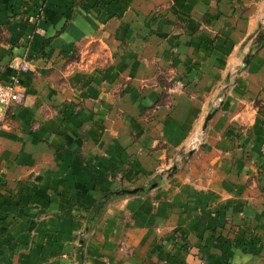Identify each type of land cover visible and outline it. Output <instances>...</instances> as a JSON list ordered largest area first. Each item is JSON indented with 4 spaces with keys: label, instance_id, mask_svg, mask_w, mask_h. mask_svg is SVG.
<instances>
[{
    "label": "crops",
    "instance_id": "crops-1",
    "mask_svg": "<svg viewBox=\"0 0 264 264\" xmlns=\"http://www.w3.org/2000/svg\"><path fill=\"white\" fill-rule=\"evenodd\" d=\"M261 25L264 0H0V82L16 75L25 91L0 104V264H264V46L250 39ZM89 44L99 59L62 69ZM170 47L193 84L146 121L160 91L144 84ZM238 65L186 166L111 200L86 231L105 193L167 164Z\"/></svg>",
    "mask_w": 264,
    "mask_h": 264
},
{
    "label": "rangeland",
    "instance_id": "rangeland-1",
    "mask_svg": "<svg viewBox=\"0 0 264 264\" xmlns=\"http://www.w3.org/2000/svg\"><path fill=\"white\" fill-rule=\"evenodd\" d=\"M158 12H159V8L156 7L154 14H156ZM121 18L122 17L119 13L111 14V17L102 16V18L100 19V22L106 24L108 21H110L112 19L119 20ZM159 22L161 23L162 21H159ZM175 25L177 27V23H175ZM150 34H152V33L150 32ZM180 34L184 35V34H190V33L185 31V32H181ZM124 42H126L125 39H124ZM93 45L94 44H92V45L89 44V47H87V48L80 45L78 48L76 47L75 49H73L69 52V56H68L67 60L65 58H62V59L59 58L58 59V57H57V59L52 64H50L48 67H50V69H55L57 67V66H55V63H58V62L60 63L62 60H66V61H64V63H65L64 66H62L63 70H64L65 66H69V67L76 66L77 62L87 63V61H88L89 64H92L93 63L92 61L87 60V58L89 56H91L92 52L95 51L98 54H100L97 57V59L100 58L101 53H102L100 47H96V46L93 47ZM123 52H125V49H119L118 55L122 54ZM167 52H170L173 58H171V60L168 62V64H166L164 66L157 64L158 67L156 68L154 75L151 78H149L148 80H146L145 81L146 83L144 84V88H146L147 86H154V87H157L160 91L159 92V98H157L151 105L145 107L141 113V117L146 119V121L147 120H149V121L155 120L158 116V110L160 108L172 107L173 106L174 93H176L178 90H182V89L186 90L188 88V84H190V82L193 84L192 81H188L185 79L184 76H182V75H186V70H184V69L178 70L177 64L174 63V59L176 57V54H177V52H179L178 48L177 47H170V48H168ZM84 57H86L85 61L83 59ZM60 66H61V64H60ZM20 67H21V65H20ZM241 70H242V68L239 65L235 66V67H231L229 74L227 75L226 79H224L221 82V84L218 86L216 94L213 97L209 98L208 111H207L205 117L202 119V124L192 131V133L190 134V136L188 137V139L186 140V142L183 146L178 147L172 155H168L167 164L161 166L158 170H156L154 172V174L151 176L152 179H150L149 181L147 180L148 182L146 181L147 183L146 182H144V183L140 182V183H138V185L135 184V185H130L128 187H123V188H129L130 189V188H134V187H138V186L150 185L154 180L166 181L169 178V173L171 172V169L172 170L177 169V171H178V170L182 169L184 166H186V164L189 162V160L192 158V156L193 155L195 156V154L203 146V144L205 142V135H206V130H207V127L209 125V122H210L211 118L213 117V115L220 109L221 104L226 97L228 89L236 82L238 76L241 73ZM22 90H23V88H22ZM175 90H177V91H175ZM23 92H24V98H25V91L23 90ZM187 93L189 94V92H187ZM24 98H23L22 102L24 101ZM6 110H8V109H6ZM210 113H212V117L210 118V120L206 124L205 121L207 119V116ZM155 148H163L164 150H168L169 149V143L159 142ZM169 156H172V157H169ZM157 175H160V177ZM123 188H121V189H123ZM244 228H245V232L246 231L250 232L251 227L247 226ZM180 237L182 238V240H185V236L183 234H181Z\"/></svg>",
    "mask_w": 264,
    "mask_h": 264
},
{
    "label": "water",
    "instance_id": "water-1",
    "mask_svg": "<svg viewBox=\"0 0 264 264\" xmlns=\"http://www.w3.org/2000/svg\"><path fill=\"white\" fill-rule=\"evenodd\" d=\"M249 60H250V56L246 57L244 64H247L249 62ZM211 117H212V113H210L207 116V119L205 121L206 124L210 120ZM176 172H177V169H173V170L171 169V172L169 173V177L173 176ZM162 182H163L162 180H154L150 185L138 186V187H134V188H130V189L129 188H123V189H119V190H113L110 193H108L102 197V199L98 203V206L99 207L103 206L104 204L108 203L114 197H125V196H134V195L146 194V193L150 192L151 190H153L154 188H156L157 186H159ZM96 216H97L96 212H94L91 215V217L89 218V224H88L86 231H88L91 224L95 222ZM82 244H83V242H82Z\"/></svg>",
    "mask_w": 264,
    "mask_h": 264
},
{
    "label": "built area",
    "instance_id": "built-area-1",
    "mask_svg": "<svg viewBox=\"0 0 264 264\" xmlns=\"http://www.w3.org/2000/svg\"><path fill=\"white\" fill-rule=\"evenodd\" d=\"M22 70L27 71L26 64L21 65ZM24 98V92L20 86L18 76H13L7 82H0V104L5 108H10L13 105H19Z\"/></svg>",
    "mask_w": 264,
    "mask_h": 264
},
{
    "label": "trees",
    "instance_id": "trees-1",
    "mask_svg": "<svg viewBox=\"0 0 264 264\" xmlns=\"http://www.w3.org/2000/svg\"><path fill=\"white\" fill-rule=\"evenodd\" d=\"M250 39H252V41H253V43H252V45H253L252 46V50H254L255 52L258 51V50H260L264 46V26L261 25L259 27V29L256 31V33L253 34V35H251ZM157 176L160 177V175H157ZM108 193H110V192L105 193L103 196H105ZM102 197H101V199H102ZM115 198H119V197H114L111 200H114ZM98 203H99V201L94 206V210L96 211V214H97L96 220H98V218L104 213V211L106 209V204H107L106 203L103 206H100L99 207L98 206Z\"/></svg>",
    "mask_w": 264,
    "mask_h": 264
}]
</instances>
